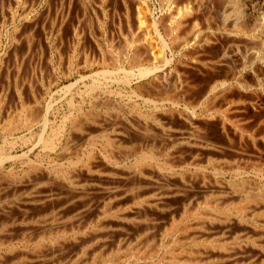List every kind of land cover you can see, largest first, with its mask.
Returning a JSON list of instances; mask_svg holds the SVG:
<instances>
[{
  "label": "rangeland",
  "instance_id": "1",
  "mask_svg": "<svg viewBox=\"0 0 264 264\" xmlns=\"http://www.w3.org/2000/svg\"><path fill=\"white\" fill-rule=\"evenodd\" d=\"M120 3V7H117ZM161 3V0H154V8L157 15L162 6ZM123 7L122 2L119 1V3L116 4L114 0H107V2L106 0H0V264H178L182 262L183 259L185 264H264V198L261 197L260 199L253 201L255 204L249 202L247 204L248 206L244 203L246 201L243 202L245 199L244 196L257 195L256 197H260L264 194V105L262 106L260 102L257 103L258 99L256 98V94H258V89L252 90L253 94H249L251 95L250 97H252V101L256 100L253 101L256 107L251 101V106H254L250 109L247 108L248 110L245 107H241V105L235 106L230 117L235 120L237 119V125L233 126L230 122L229 125H227L228 127L226 126V132L224 134L221 128L218 129L219 126L217 128L218 130L216 129V126H213L212 128L210 125L212 129L204 128V126H202L201 122L206 121V119L204 120L202 118L203 115H205V113H203V104L197 106L199 109L197 107H195V110L191 109L194 110V118L197 119L195 121L193 120L194 118H192V121L196 122V124L190 120L191 118L187 116V107H185L187 104L185 99L188 96L184 98V101L180 102V107H172V103L167 100L149 98L146 96V93V95H142V92L140 93L138 87H143L145 90L149 89L147 86L149 83L148 78L142 79L143 81L141 79L138 80L137 78H134V80L131 78V80L129 79L127 82L126 74H124V72H115L112 75L106 76L103 71H112L115 64L118 65V63H124L127 68H130L129 59H125V54H123V52H128L130 55H133L132 53H135L133 52L134 47L139 44L137 43L136 45L135 43L132 46V42L138 40V35L135 28H130L126 19V12H123L125 11ZM122 21L124 22L122 23ZM110 27L112 28L110 29ZM134 31L136 34H134ZM159 42V40L157 41V37L154 38V48H156L154 51L156 50L155 52H158L161 50L159 51L160 53L163 51V48L162 44ZM157 46L161 49L158 50ZM179 57L180 56L176 55L173 61L168 64L169 66H167L162 59H150L147 65L157 64L160 67L172 68L171 70L176 75V72L182 69V65L178 64L180 61ZM113 62L115 64H112ZM233 68H235V66H233ZM235 70L238 72L237 68H235ZM195 79L199 85L195 84L198 86L197 87L193 84L195 82L194 80L193 83L191 82L192 80L190 81L191 85L197 87L193 94L197 92L200 93L199 90H202L200 88H203L201 87L203 81H201V85L199 82L200 79H197V77ZM94 86L97 87L95 88ZM254 94L256 96H254ZM146 97L148 101L147 103H145ZM143 98L145 102L143 101ZM150 100L154 102V106ZM111 101L112 103H110ZM166 101L168 103H165ZM47 107L50 108V114L48 116L49 123L47 126H44L45 131L43 129L44 124H42V122L44 123V121L42 117L37 121L30 122V124L26 123L24 120L27 113L26 110L30 109L34 115L36 112L44 115V111H46L45 109H47ZM162 107L163 109H161ZM171 108L172 110L175 109L177 115H179V113L181 114L179 117L174 114V117H176L174 120L177 121H174V123L172 122L169 126L174 124L178 125L180 121H182L181 124L184 126L179 124V126H181L178 127L176 125L177 129L173 126L175 127L174 129L172 126L170 128L167 125L166 130H168L167 132L169 134L174 131L175 134L173 133L171 135L179 133V138L181 135L187 137L192 134L193 136L191 135V138L195 135H199V137H195L201 140H204V136V138H206L205 140L208 142L211 141L210 143H213L214 146L219 145L218 147H221L223 145L222 148L227 147L231 150L235 149L236 151L233 150L232 154H230L231 151L223 150L215 152L217 150L211 151L209 149V151H207L208 149H204V151H202L203 149L194 147L192 142H185L187 140H176V138V141H172L170 139L171 137H169L170 141H172V144H170L171 142L166 141L168 139L164 141L159 138L161 143H169H162L158 146H161V149L163 146L164 148L162 150L166 151L165 153H171L172 157H168L170 154H166V157L162 158V161L168 159L173 163L175 162V165L173 164V170H165L166 172H164V170L163 172L156 171L159 174L155 172V174H153L154 176L151 175L154 178L148 176L149 181L147 180V182L145 181V178L148 179V177L141 178L137 175L138 173L135 175V167H141V165L137 166L136 155L133 154L132 156L131 151H128L129 148H127L126 151L130 156L129 154H127L128 157L123 156L124 153L127 152H120L122 149H125L122 148L119 150V153H122L121 156H123V159L125 157V159L122 164L123 167L118 170V174L124 172V169L127 170L126 172L130 169L128 174H132V177L128 179V183L124 180V176H122L125 175L127 179L128 174L126 172L127 175L121 173L120 177L117 173L116 176H113L114 174L106 172L100 171L99 174L94 172L96 170L92 168V165H97V163H99V165L101 164V160L100 162L97 160L98 162L96 161V163L94 162V164H92V162L96 160L95 158L98 159L99 156V159H102L101 152L110 153L108 149H105V139L98 136L99 134L95 135L90 133L92 132L90 129L93 130L95 124H103L105 121L111 123V120L112 123H117L118 118L120 121H118V125L120 126L123 120L124 123L121 126L123 128H125L124 124L127 125L126 123H128L129 126H144L143 122H145V124L148 123L150 126L154 123V129L159 130H156L155 132L160 133V125L156 124L154 119L155 116L150 115V113H153L158 117L160 112L161 114L164 111L169 112L171 111ZM33 109L34 111L36 110L35 113ZM140 111L143 112L141 113ZM182 111L185 112L188 120L184 117L185 115ZM110 112L113 113L110 114ZM156 112L158 114H156ZM250 113L253 114L251 115ZM92 115L94 117H92ZM131 116L134 119L136 117V123ZM244 116H246V119H244ZM63 117L66 118L64 119ZM78 119H81L80 121L84 119L83 121L87 122L80 123V125H82L79 128L80 130L76 129L80 126L78 125ZM198 119H201L202 121H199ZM238 119H241V121ZM72 120L74 123L78 122L76 123L77 126L72 124ZM147 120L149 121L146 122ZM22 122L23 124L25 123V126L22 125ZM165 122L168 124L170 121L165 120ZM199 122L201 125L200 128L203 129L198 128ZM195 125H197V127ZM240 125L243 128H241ZM153 126H151L152 129ZM186 126L192 131L189 128L186 130ZM183 127L184 130H182ZM178 128H180V130ZM206 129H208L207 132ZM214 129L215 131L210 132V130ZM56 131L58 132L56 133ZM219 131L220 133H218ZM41 132L43 134H41ZM40 134L44 135L45 138H49L50 136V138L54 140L52 141L54 144L52 143L51 146H45V143L44 145H42L43 143H37L40 141ZM57 134L59 135L57 136ZM84 134L86 135L84 136ZM87 134L89 135L88 138ZM81 137H85L87 140L85 141ZM71 139H73V141ZM213 139L215 141H213ZM219 142L222 143L220 144ZM181 143H183V145ZM74 145L76 146L74 147ZM82 145L84 147H82ZM166 145L170 146L168 147L169 149ZM52 148L56 149L53 150ZM72 148H75L76 150H72ZM90 152L93 153V155ZM221 152L225 155L227 154L226 157ZM238 152L241 153V156L246 152L249 154L246 153V155H243L244 160L242 157L239 156L240 159L236 156ZM189 153H191V155H189ZM200 154H202L203 157ZM217 154H219V156ZM89 155H92L95 158L90 157ZM215 155L216 158L214 159L213 157ZM182 156L184 157L182 158ZM220 156H222V158ZM77 158L80 160V163ZM256 159H260L261 161H257ZM70 163L74 164V166H71ZM260 163H263V165ZM218 164L220 166H217ZM202 168L205 170H201ZM80 169L82 170V173ZM132 169L133 171H131ZM88 171L91 174L88 173ZM133 173L134 176L137 177L133 178ZM74 174L76 175L74 176ZM102 174H109L108 176L116 178L119 177L117 180L118 182L111 177L109 178L107 175L104 176ZM89 175L91 177H89ZM138 177H140L139 180ZM120 178L121 181L119 180ZM136 181H139V185ZM159 181L162 184L166 182V185L162 186ZM189 181L192 182L190 183ZM196 181L199 182L197 183ZM129 182H131V184ZM145 182H147V185L144 184ZM124 183H127L126 186ZM155 183H158L161 186L158 184L154 185ZM175 183L178 188L175 186ZM110 184L113 185V187ZM128 184L132 186H129ZM83 186H86L87 189ZM37 187L40 188L38 189ZM150 190L151 192H149ZM174 190H177L176 193ZM121 191L125 194H122ZM134 191L137 192V194ZM160 193L164 195H161ZM258 194H260V196H258ZM126 197L129 199H126ZM240 200H242V203ZM235 202L240 204L237 205ZM126 203L128 205H126ZM243 204H245L248 209H245L246 207L242 206ZM133 206L135 208H133ZM93 207L96 208V210ZM242 207L243 209L241 210ZM141 214L142 216L139 217ZM202 214H205L206 216ZM72 217L73 219H71ZM146 219L149 220L147 221ZM73 220L76 221L73 223ZM84 220L86 222H84ZM78 221L83 224L80 226ZM106 222L109 223L107 224ZM126 222H128V224ZM141 222H143V224ZM133 223L135 224L133 225ZM75 227L76 229H74ZM170 227H172V229ZM67 228L73 229L69 231ZM57 230H59V232ZM111 233L115 234L112 235ZM119 233L121 234L119 235ZM59 240L60 243H58ZM154 248L156 250H154ZM147 249L150 250L147 251L148 253L146 252ZM175 250L177 251L175 252ZM137 251L140 253L138 254ZM204 253L207 255V259L205 258L206 255ZM215 253L223 256L220 255L221 258H218L220 256ZM144 254L148 255L145 256ZM189 254L195 257L193 258ZM169 255L172 257L170 258ZM176 255L177 257L179 256V259L175 258ZM181 257L183 259H181ZM191 258L193 259L192 261H190ZM196 259L200 261L202 259V262H205H198ZM178 260L180 262H178Z\"/></svg>",
  "mask_w": 264,
  "mask_h": 264
},
{
  "label": "bare ground",
  "instance_id": "2",
  "mask_svg": "<svg viewBox=\"0 0 264 264\" xmlns=\"http://www.w3.org/2000/svg\"><path fill=\"white\" fill-rule=\"evenodd\" d=\"M81 1V0H80ZM115 3H119L122 2V7L124 5V9L126 12V19L127 22L130 26V28H135L137 31V37L138 40L137 41H133L132 42V46L133 44L139 43L138 46L134 47V51L135 53H132L133 55H130L128 52L124 53L125 54V59L128 58L129 62H130V68L128 69L124 63L119 64L118 65L115 64L114 62L112 64H115L113 66L112 71L108 70V71H103L104 74L106 76L112 75L115 72L119 73V72H124V74H126V80L128 82V80L131 78H137L138 80H142L145 78L149 79V83L147 84V86L149 87V89L145 90V88L143 87H138V90L140 91V93L143 95L145 94L147 97L149 98H153V99H158L160 98L163 100H167L169 102L172 103V107H178L180 105L181 101H184V98L187 97L185 100L187 101V104L185 107H187V111H188V115L190 118V120L192 121V118H194V110L195 107L200 106L203 104V113H205V115H203V119L206 121L205 122H201L202 126H204V128H213V126H216V129H220L224 132H226V126L229 125V123L231 122L233 124V126L237 125V119H232L231 116V112L234 110L235 106H240L241 107H245L246 109H250L253 108V106L255 105L252 101V97H250L251 95H249L250 93L253 94L252 90H256L258 89V94L257 95V103H261L262 106L264 105V84H263V78H264V0H161V8L160 11L158 13V15L156 14V10L154 8V0H114ZM70 2V1H69ZM107 2V0H106ZM160 2V1H159ZM92 3V2H91ZM109 4V3H108ZM107 5V4H106ZM121 3L119 4L120 7ZM110 6V5H109ZM108 6V7H109ZM105 8V7H104ZM107 8V7H106ZM112 8V7H111ZM120 9V8H119ZM117 10V9H116ZM122 10V9H121ZM70 11V10H69ZM119 11V10H118ZM110 12V11H109ZM77 14V13H76ZM110 14V13H109ZM83 15V14H82ZM121 15V14H120ZM119 15V16H120ZM80 16V15H79ZM115 16V15H114ZM63 18V17H62ZM117 19V18H116ZM121 19V18H120ZM110 21V20H109ZM116 21V20H115ZM125 21V20H124ZM122 21V23L124 22ZM117 22V21H116ZM111 23V22H110ZM109 23V24H110ZM85 24V23H84ZM91 24V23H90ZM117 26V25H116ZM123 26V25H122ZM109 27V26H107ZM124 27V26H123ZM127 27V26H126ZM112 27H110L111 29ZM122 28V27H121ZM109 29V30H110ZM114 29V28H113ZM108 30V31H109ZM85 31V30H84ZM113 31V30H112ZM66 32V31H65ZM135 32V31H134ZM136 34V32L134 33ZM115 35V34H114ZM131 35V34H130ZM157 37V41L159 40L162 44V48L163 51L159 53V46H157L158 48V52H155L154 49V36ZM115 37V36H114ZM157 43V42H156ZM157 45V44H156ZM155 45V46H156ZM128 48V47H127ZM125 49V48H124ZM131 49V48H130ZM116 50V49H115ZM127 50V49H126ZM108 52V51H107ZM109 54V53H108ZM177 56H180L179 58V63L182 65V69L180 71L173 73V71L169 68V67H160L157 64L155 65H147V63H149L150 59L152 60H159L162 59L164 63H166L167 66H169L168 64L171 63V61H173V59ZM109 56V55H108ZM124 56V55H122ZM123 59V58H122ZM122 61V60H121ZM126 61V60H125ZM127 63V62H126ZM79 64V63H78ZM128 65V64H127ZM164 65V64H162ZM112 66V65H111ZM176 66V64H175ZM178 66V65H177ZM233 66H235V68L238 69V72L235 70V68H233ZM136 69V70H135ZM177 69V68H176ZM179 69V67H178ZM67 71V70H66ZM101 72V71H100ZM66 73V72H65ZM103 74V75H104ZM95 75V73H94ZM85 77V76H84ZM200 79V84L201 81H203V85L200 88L202 90H199L200 93H195L193 94V92H195V90L197 89V84L198 82L195 81L196 78ZM109 79V78H108ZM134 79V80H135ZM192 80V81H191ZM193 80L195 81L193 83ZM143 81V80H142ZM190 81L197 87H194L193 85H191ZM92 82V81H91ZM97 82V81H96ZM121 82V81H120ZM147 82V81H146ZM98 83V82H97ZM142 83V82H141ZM95 84V83H94ZM123 84V82H122ZM126 84V83H125ZM92 85V84H91ZM101 86V85H100ZM110 86V85H109ZM137 86V85H136ZM140 86V85H138ZM146 86V87H147ZM199 86V87H200ZM71 87V86H70ZM92 87V86H91ZM95 87V86H94ZM97 87V86H96ZM95 87V88H96ZM99 87V86H98ZM104 87V86H103ZM107 87V86H106ZM147 87V88H148ZM72 88V87H71ZM94 88V89H95ZM196 88V89H195ZM130 89V88H129ZM131 90V89H130ZM137 90V89H136ZM137 90V91H138ZM104 91V90H103ZM115 91V90H114ZM133 91V90H132ZM90 92V91H89ZM144 92V93H143ZM87 93V92H86ZM139 93V92H138ZM80 94V93H79ZM117 94V93H116ZM121 94V93H120ZM134 94V93H133ZM193 94V95H192ZM137 95V94H136ZM197 97H196V96ZM254 94V96H256ZM147 97L146 102L143 101L145 103H147ZM142 98V97H141ZM204 98V99H202ZM255 98V97H254ZM140 99V98H139ZM251 99V100H250ZM111 100V99H110ZM134 100V99H133ZM104 101V100H102ZM152 102V100H150ZM165 103H168V102ZM202 101V103H201ZM205 101V102H204ZM254 104L253 106H251V102ZM106 102V101H105ZM104 102V103H105ZM115 102V101H113ZM134 102V101H133ZM150 102V103H151ZM160 102V101H158ZM163 102V101H162ZM161 102V103H162ZM103 103V105H104ZM107 103V102H106ZM112 103V101L110 102ZM109 103V104H110ZM116 103V102H115ZM164 103V102H163ZM256 103V102H255ZM256 103V104H257ZM55 104V103H54ZM154 104V102H152V105ZM159 104V103H158ZM183 104V103H181ZM100 105V104H99ZM133 105V104H132ZM146 105V104H145ZM116 106V105H115ZM151 106V105H150ZM154 106V105H153ZM51 107V106H48ZM45 109L46 111H44V115H40L36 112V110L34 111V113L36 112V116L33 114V112L29 110H26V117H24V120L26 121V123L33 122V121H37L38 119H40V117H42L44 123L42 122L43 125V129L45 131L44 126H47L49 123V114H50V108ZM100 107V106H99ZM98 107V108H99ZM112 107V106H111ZM119 107V106H117ZM158 107V106H157ZM180 107V106H179ZM202 107V106H201ZM256 107V105H255ZM254 107V108H255ZM258 107V106H257ZM260 107V106H259ZM264 107V106H263ZM24 108V107H23ZM120 108V107H119ZM155 108V107H154ZM159 108V107H158ZM165 108V107H164ZM198 108V107H197ZM122 109V108H121ZM157 109V108H155ZM154 109V111H155ZM163 109V107L161 108ZM186 109V108H185ZM194 109V110H191ZM199 109V108H198ZM239 109V107H238ZM242 109V108H241ZM247 109V110H248ZM77 110V109H76ZM131 110V109H130ZM202 110V109H201ZM237 110V109H236ZM39 111V110H38ZM80 111V110H79ZM100 111V110H99ZM103 111V110H102ZM123 111V110H122ZM125 111V109H124ZM151 111V110H150ZM185 111V110H184ZM250 111V110H249ZM258 111V110H257ZM40 112V111H39ZM87 112V111H86ZM141 113L143 111H140ZM152 112V111H151ZM180 112V111H179ZM183 112V111H182ZM196 112V111H195ZM89 113V112H87ZM113 112H110V114ZM117 113V112H116ZM127 113V112H126ZM132 113V112H131ZM130 113V114H131ZM177 112L174 110H172L169 112H160V115L157 117V115L150 113V115L155 116V122L156 124L160 125L159 129H160V133H156L155 131L158 129H154L155 124H151L149 126V124H145L144 126H132V125H128V123H126L127 125L124 124V127H121L123 125V120H122V124L121 126L118 125V123L120 122L117 118V123L113 122L111 120V123L108 121H105L103 124H95L94 129H90V133L98 135L102 138H104L105 140V149H108L110 151V153H102L101 152V157L102 159H99L100 157L98 156V159L95 158L93 155V153H91L92 155L90 157L95 158V161H91L92 164H94V162L96 163V161L98 160L100 162L101 160V164L99 165V163L91 165L93 166L92 168L95 169L97 174H99V172H106V173H110V174H114L113 176H116L119 173V169L122 166L124 159L123 156H127V154H129L126 149L129 148L128 151H131L132 156L133 154L136 155V163L137 166L141 165L140 168L135 167V175L137 174L138 176L142 177H148L151 176L153 174H155V172H166L165 170H173V167L175 165V162L173 163L172 161H169L168 159H166L165 161H162V158L166 157L165 153L166 151H163L162 149L164 148L162 146V149L160 148L162 143L164 144H169V143H165V142H160L159 138L163 139L164 141L166 139V141L171 142L170 144H172V141H174L176 138V140L180 139V140H187L185 142H192L194 144V147H199L201 149H203L202 151H204V149H208L207 151H209V149L212 150H217L215 152L218 151H231L230 154H232L233 150L236 151L235 149L231 150L227 147H218L214 146L213 143L208 142L207 140H205L206 138L201 140V139H197L196 137H199V135H195L194 137H190L192 134H190L189 136H184L181 135V137L179 138L178 135H180L179 133L176 137V135H171L174 133L169 134L166 130L167 125L169 126L172 122L174 123V118L176 119V117H174V114H176ZM185 115V112H183ZM198 113V112H197ZM233 113V112H232ZM235 113V112H234ZM24 114V113H23ZM129 114V115H130ZM147 114V113H146ZM156 114H158L156 112ZM181 113H179V115H177L178 117L180 116ZM251 114V113H250ZM253 114V113H252ZM251 114V115H252ZM39 115V116H38ZM114 115V114H113ZM117 115V114H116ZM125 115V114H124ZM144 115V114H143ZM202 115V114H201ZM68 116V115H67ZM87 116V115H86ZM101 116V114H100ZM120 116V114H119ZM142 116V115H141ZM187 116L185 115L184 117L187 118ZM235 116V115H234ZM247 116V115H246ZM244 116V119H246ZM92 117H94L92 115ZM125 117V116H124ZM132 117V116H131ZM146 117V116H145ZM249 117V116H248ZM64 118V117H63ZM66 118V117H65ZM64 118V119H65ZM91 118V117H90ZM108 118V117H107ZM106 118V119H107ZM111 118V117H110ZM133 118V117H132ZM139 118V117H138ZM143 118V117H142ZM181 118V117H180ZM199 118V117H197ZM236 118V116H235ZM116 119V118H115ZM113 119V120H115ZM122 119V118H121ZM120 119V120H121ZM134 119V118H133ZM149 119V118H148ZM242 119V118H241ZM241 119L239 121H241ZM76 120V119H75ZM79 124H82V122H86V121H80L81 119H78ZM89 120V119H88ZM93 120V119H92ZM105 120V119H104ZM103 120V121H104ZM136 120V117L134 119V122ZM139 120V119H138ZM152 120V119H150ZM165 120H169L170 122H168V124L165 122ZM188 120V118H187ZM189 120V121H190ZM193 120H197L196 118H194ZM199 120V119H198ZM201 120V119H200ZM199 120V121H200ZM19 121V120H18ZM21 121V120H20ZM23 121V120H22ZM24 121V122H25ZM73 121V120H72ZM77 121V120H76ZM75 121V122H76ZM98 121V120H97ZM119 121V122H118ZM140 121V120H139ZM143 121V120H142ZM149 120H147L146 122H148ZM186 121V120H185ZM184 121V122H185ZM202 121V120H201ZM245 121V120H244ZM76 122V123H78ZM96 122V121H95ZM128 122V121H127ZM132 122V123H134ZM141 122V121H140ZM151 122V121H150ZM182 121H180L179 124H181ZM194 122V121H192ZM198 122V121H197ZM243 122V121H242ZM67 123V122H66ZM76 123L74 126H77ZM87 123V122H86ZM91 123V122H90ZM98 123V122H96ZM131 123V122H130ZM136 123V122H135ZM142 123V124H143ZM196 124V122H194ZM193 123V124H194ZM250 123V122H249ZM25 124V123H24ZM22 122V125L25 126ZM62 124V123H61ZM139 124V123H138ZM179 124H174L171 125L172 127L176 125L178 127ZM184 124V123H183ZM189 124V123H188ZM215 124V125H214ZM241 124V123H240ZM244 124V123H243ZM20 125V124H19ZM85 125V124H83ZM92 125V124H91ZM154 125V126H153ZM211 125V127H210ZM239 125V124H238ZM82 125H80L79 127H74L76 129H79ZM128 126V127H126ZM151 126H153V129L151 128ZM171 126H169L171 128ZM184 126V125H182ZM190 126V125H187ZM186 126V128H187ZM194 126V125H193ZM197 127V125H195ZM245 126V125H243ZM247 126V125H246ZM175 127H173L175 129ZM200 122L198 125V128H200ZM228 127V126H227ZM230 127V126H229ZM241 127V125H240ZM251 127V126H250ZM13 128V127H12ZM60 128V127H59ZM64 128V127H63ZM189 128V127H188ZM188 128L186 130H188ZM211 128V129H212ZM231 128V127H230ZM243 128V127H241ZM74 129V130H76ZM83 129V128H82ZM89 129V128H87ZM177 129V127H176ZM180 130V128H178ZM190 129V128H189ZM193 129V127H192ZM203 129V128H200ZM217 129V130H218ZM245 129V127H244ZM61 130V128H60ZM80 130V129H79ZM184 130V127L183 129ZM191 130V129H190ZM189 130V131H190ZM194 130V129H193ZM249 130V129H248ZM43 131V132H44ZM59 131V130H58ZM56 131V133L58 132ZM63 131V129H62ZM84 131V129H83ZM88 131V130H87ZM159 131V130H158ZM192 131V130H191ZM208 131V129H206V132ZM211 131H215L214 130H210ZM250 131V130H249ZM47 132V131H46ZM78 132V131H77ZM81 132V131H80ZM79 132V133H80ZM85 132V131H84ZM222 132V133H223ZM234 132V130H233ZM251 132V131H250ZM49 133V132H48ZM60 133V131H59ZM72 133V132H71ZM82 133V132H81ZM88 133V132H87ZM89 133V134H90ZM184 133V132H183ZM182 133V134H183ZM187 133V132H186ZM198 133V132H196ZM220 133V131L218 132ZM41 134H43L41 132ZM40 134V135H41ZM46 134V133H45ZM52 134V132H51ZM160 134V135H159ZM175 134V133H174ZM185 134V133H184ZM188 134V133H187ZM194 134V133H193ZM212 134V133H211ZM210 134V135H211ZM228 134V133H227ZM40 137V141L38 139L39 142L37 143H43L42 145L45 146H51L52 145V140L49 136V138H45L44 135H41ZM49 135V134H48ZM55 135V134H53ZM52 135V136H53ZM59 134H57L58 136ZM73 135V134H71ZM81 135V134H80ZM78 135V136H80ZM86 134H84L85 136ZM88 135V134H87ZM186 135V134H185ZM216 135V134H215ZM219 135V134H218ZM56 136V137H57ZM62 136V135H61ZM83 136V134H82ZM173 136V137H172ZM193 136V135H192ZM217 136V135H216ZM223 136V135H222ZM48 137V136H47ZM63 137V136H62ZM76 137V136H74ZM89 137V135L87 136V138ZM95 137V136H94ZM169 137H171L170 139L172 141H170ZM202 137V136H201ZM245 137V136H244ZM54 138V137H52ZM60 138V137H59ZM65 138V137H64ZM71 138V137H70ZM73 138V137H72ZM82 138V137H81ZM174 138V139H173ZM213 138V136H212ZM218 138V137H217ZM31 139V138H30ZM66 139V138H65ZM85 141L87 139L82 138ZM99 139V138H98ZM29 140V139H28ZM60 140V139H59ZM73 141V139H71ZM96 140V139H95ZM101 140V139H100ZM175 140V141H176ZM231 140V139H230ZM70 141V142H72ZM81 141V140H80ZM83 141V142H85ZM162 141V140H161ZM213 141H215L213 139ZM224 141V140H223ZM241 141V140H240ZM69 142V141H68ZM77 142V140H76ZM82 142V141H81ZM80 142V143H81ZM93 142V141H92ZM234 142V140H233ZM96 143V141H95ZM103 143V142H102ZM160 143V144H159ZM220 143V142H219ZM222 143V142H221ZM220 143V144H221ZM54 144V143H53ZM79 144V143H78ZM104 144V143H103ZM101 144V145H103ZM183 145V143H181ZM233 144V143H232ZM243 144V143H242ZM259 144V143H258ZM263 144V143H262ZM261 144V146H262ZM35 145V144H34ZM56 145V144H55ZM66 145V144H65ZM72 145V143H71ZM77 145V144H76ZM74 145V147L76 146ZM180 145V144H179ZM187 145V144H185ZM36 146V145H35ZM70 146V145H69ZM81 146V145H80ZM87 146V145H86ZM167 146V145H166ZM205 146V147H204ZM226 146V145H224ZM230 146V145H229ZM232 146V145H231ZM241 146V145H240ZM247 146V145H246ZM34 147V146H33ZM53 147V146H52ZM68 147V146H67ZM73 147V146H72ZM82 147H84L82 145ZM89 147V146H88ZM103 147V146H102ZM170 147L169 145L167 146V148ZM178 147V146H177ZM187 147V146H186ZM191 147V145H190ZM259 147V146H258ZM43 148V147H42ZM64 148V147H63ZM122 148H125L124 150ZM180 148V147H179ZM232 148V147H231ZM32 149V148H31ZM53 149V148H52ZM51 149V150H52ZM56 149V148H54ZM53 149V150H54ZM69 149V148H68ZM75 148H72V150H74ZM112 149V151H111ZM122 149V151L120 152H127L124 153L123 156L122 153H119V150ZM166 149V148H165ZM164 149V150H165ZM169 149V148H168ZM172 149V148H171ZM176 149V148H175ZM174 149V150H175ZM200 149V150H201ZM245 149V148H244ZM243 149V150H244ZM256 149V148H255ZM261 149V148H260ZM10 150V149H9ZM62 150V149H61ZM76 150V149H75ZM178 150V149H177ZM199 150V151H200ZM240 150V149H239ZM85 151V150H84ZM99 151V150H98ZM102 151V148H101ZM186 151V150H185ZM257 151V150H256ZM64 152V151H63ZM68 152V150H67ZM73 152V151H71ZM75 152V151H74ZM88 152V151H86ZM193 152V151H192ZM214 152V151H213ZM173 153V152H172ZM175 153V152H174ZM187 153V152H186ZM203 153V152H202ZM220 153V152H219ZM222 154H224L223 152H221ZM229 153V152H228ZM243 153V152H242ZM248 153V152H246ZM246 153L243 155H246ZM69 154V153H68ZM83 154V153H82ZM89 154V153H88ZM170 154V155H168ZM167 155L168 157H172L171 153L169 152ZM176 154V153H175ZM181 154V153H180ZM184 154V153H183ZM182 154V155H183ZM215 154V153H214ZM229 154V155H230ZM235 154V153H234ZM239 154V155H238ZM241 153H237V157H242L240 155ZM249 154V153H248ZM256 154V153H255ZM263 154V153H262ZM77 155V154H76ZM75 155V156H76ZM189 155H191V153H189ZM202 155V154H200ZM219 156V154H217ZM225 155V154H224ZM227 155V154H226ZM225 155V157H226ZM261 155V154H260ZM23 156V155H22ZM64 156V155H63ZM62 156V157H63ZM70 156V155H69ZM88 156V157H89ZM130 156V154H129ZM188 156V155H187ZM194 156V155H192ZM196 156V155H195ZM253 156V155H252ZM259 156V155H258ZM16 157V156H15ZM97 157V155H96ZM128 157V156H127ZM176 157V156H175ZM181 157V156H180ZM184 156H182L183 158ZM189 157V156H188ZM203 157V155H202ZM206 157V156H204ZM209 157V156H208ZM222 158V156H220ZM224 157V156H223ZM230 157V156H229ZM228 157V159H229ZM239 157V158H240ZM264 157V156H263ZM12 158V157H10ZM53 158V157H52ZM59 158V157H58ZM81 158V157H80ZM87 158V157H86ZM190 158V157H189ZM200 158V157H199ZM210 158V157H209ZM214 159L216 158V155L213 157ZM220 158V159H221ZM236 158V157H235ZM250 158V157H249ZM248 158V159H249ZM256 158V157H255ZM7 159V158H6ZM14 159V158H13ZM78 159V158H77ZM88 159V158H87ZM212 159V158H211ZM226 159V158H225ZM232 159V158H231ZM241 159V158H240ZM238 159V160H240ZM244 159V158H243ZM31 160V159H30ZM164 160V159H163ZM172 160V159H171ZM207 160V159H206ZM223 160V159H222ZM245 160V159H244ZM257 160V159H256ZM260 159H258L257 161H259ZM263 160V159H262ZM77 161V160H76ZM85 161V160H84ZM97 161V162H98ZM216 161V160H215ZM220 161V160H219ZM233 161V160H232ZM247 161V160H246ZM250 161V160H249ZM254 161V160H253ZM252 161V162H253ZM261 161V160H260ZM32 162V161H31ZM67 162V161H66ZM70 162V161H69ZM75 162V161H74ZM73 162V163H74ZM78 162L80 163V160L78 159ZM77 162V163H78ZM127 162V161H126ZM172 162V163H171ZM200 162V161H199ZM210 162V161H209ZM223 162V161H222ZM245 162V161H244ZM256 162V161H255ZM76 163V162H75ZM82 163V162H81ZM179 163V162H178ZM215 163V162H214ZM217 163V162H216ZM229 163V162H228ZM227 163V164H228ZM2 164V163H1ZM38 164V163H37ZM66 164V163H65ZM68 164V163H67ZM71 164V163H70ZM134 164V163H132ZM174 164V165H173ZM221 164V163H220ZM250 164V163H249ZM263 165V163H260ZM77 165V164H76ZM96 165V166H95ZM125 165V163H124ZM135 165V164H134ZM177 165V164H176ZM182 165V164H181ZM185 165V164H184ZM71 166H74V164H71ZM80 166V165H79ZM95 166V167H94ZM128 166V165H127ZM133 166V165H131ZM183 166V165H182ZM217 166H220L219 164ZM227 166V165H226ZM243 166V164H242ZM29 167V166H28ZM91 167V166H90ZM134 167V166H133ZM192 167V166H191ZM229 167V166H227ZM231 167V166H230ZM129 168V167H128ZM182 168V167H181ZM124 169V168H123ZM138 169V170H137ZM81 170V169H80ZM124 172H120V174H118V176L120 177L121 173L124 174H128V172H126L127 170L124 169ZM175 170V169H174ZM201 170H205V169H201ZM87 171V170H85ZM92 171V170H91ZM123 171V170H120ZM133 171V169L131 170ZM218 171V170H217ZM76 172V170H75ZM74 172V173H75ZM126 172V173H125ZM156 172V173H157ZM71 173V172H70ZM82 173V170H81ZM86 173V172H85ZM84 173V175H85ZM88 173H90L88 171ZM95 173V174H96ZM117 173V174H116ZM183 173V172H182ZM187 173V172H186ZM262 173V172H261ZM35 174V173H34ZM91 174V173H90ZM126 174V175H127ZM131 174V172H130ZM159 174V173H157ZM180 174V173H179ZM190 174V173H188ZM36 175V174H35ZM71 175V174H70ZM76 174H74L75 176ZM83 175V176H84ZM104 175V174H102ZM101 175V176H102ZM107 175V174H106ZM104 175V176H106ZM109 175V174H108ZM107 175V176H108ZM164 175V174H163ZM257 175V174H256ZM37 176V175H36ZM58 176V175H57ZM68 176V175H67ZM80 176V175H79ZM103 176V177H104ZM113 176H108L109 178L111 177L113 180H116V182H118V178L113 177ZM124 176V180H126V182L128 183V179L132 177V174L129 175L128 174V178L126 179L125 175ZM121 176V177H122ZM134 176V173H133ZM154 176V175H153ZM151 176V177H153ZM157 176V175H156ZM165 176V175H164ZM184 176V174H183ZM219 176V175H218ZM1 177V176H0ZM49 177V176H48ZM59 177V176H58ZM61 177V176H60ZM82 177V176H81ZM89 177H91L89 175ZM137 176H134L133 178H135ZM138 177V180L139 178ZM178 177V176H177ZM180 177V176H179ZM182 177V176H181ZM194 177V176H193ZM30 178V177H29ZM70 178V177H69ZM68 178V179H69ZM77 178V177H76ZM108 178V179H109ZM116 178V179H115ZM154 178V177H153ZM157 178V177H156ZM264 178V177H263ZM49 179V178H48ZM56 179V178H55ZM58 179V178H57ZM73 179V178H72ZM85 179V178H84ZM91 179V178H90ZM96 179V178H95ZM98 179V178H97ZM102 179V178H101ZM104 179V178H103ZM145 181H149V177L148 179L145 178ZM158 179V178H157ZM165 179V178H164ZM172 179V178H171ZM182 179V178H181ZM7 180V179H6ZM26 180V179H25ZM30 180V179H29ZM39 180V179H38ZM78 180V179H77ZM92 180V179H91ZM121 181V178L119 179ZM123 180V179H122ZM131 180H136V179H131ZM160 180V179H159ZM166 180V179H165ZM179 180V179H178ZM194 180V179H193ZM72 181V180H71ZM70 181V182H71ZM79 181V180H78ZM87 181V180H86ZM93 181V180H92ZM142 181V180H141ZM147 181V182H148ZM163 181V180H161ZM170 181V180H169ZM175 181V180H174ZM195 181V180H194ZM193 181V182H194ZM219 181V179H218ZM8 182V181H7ZM6 182V183H7ZM45 182V181H44ZM82 182V181H80ZM79 182V183H80ZM84 182V180H83ZM94 182V181H93ZM96 182V181H95ZM137 182V181H136ZM135 182V183H136ZM144 182V181H143ZM147 182H145L144 184H146ZM156 182V181H154ZM153 182V183H154ZM158 182V181H157ZM185 182V181H184ZM190 183L192 181H189ZM188 182V183H189ZM197 182V181H196ZM199 182V181H198ZM197 182V183H198ZM220 182V181H219ZM240 182V181H239ZM238 182V183H239ZM247 182V181H244ZM73 183V182H72ZM78 183V182H77ZM76 183V184H77ZM99 183V182H97ZM101 183V182H100ZM106 183V181H105ZM113 183V182H112ZM123 183V182H122ZM126 183V184H127ZM131 184V182H129ZM139 185V181L137 182ZM160 183V181H159ZM164 183V182H163ZM166 183V182H165ZM162 184V186L166 185V184ZM174 183V182H173ZM179 183V182H178ZM3 184V183H2ZM43 184V183H42ZM67 184V183H66ZM81 184V183H80ZM103 184V183H102ZM101 184V185H102ZM117 184V183H115ZM125 184V183H124ZM123 184V185H124ZM125 184V186H126ZM133 184V181H132ZM158 183H155L154 185H157ZM160 184H158L159 186H161ZM172 184V183H171ZM181 184V183H180ZM246 184V183H245ZM257 184V183H256ZM35 185V183H34ZM105 185V184H104ZM111 185V184H110ZM129 185V184H128ZM137 185V184H136ZM147 185V184H146ZM170 185V184H169ZM187 185V184H185ZM198 185V184H197ZM208 185V184H207ZM218 185V184H217ZM97 186V185H96ZM113 187V185H111ZM117 186V185H116ZM132 186V185H129ZM172 186V185H171ZM170 186V187H171ZM174 186V185H173ZM176 186V183H175ZM182 186V185H181ZM210 186V184H209ZM237 186V185H236ZM235 186V187H236ZM251 186V185H250ZM47 187V186H46ZM56 187V186H55ZM78 187V186H77ZM82 187V186H81ZM84 187V186H83ZM168 187V186H167ZM177 187V186H176ZM194 187V185H193ZM199 187V186H198ZM207 187V186H206ZM211 187V186H210ZM214 187V186H213ZM239 187V186H238ZM17 188V187H16ZM38 189L40 187H37ZM36 188V189H37ZM80 188V187H79ZM85 189L86 186L84 187ZM92 188V187H91ZM90 188V189H91ZM94 188V187H93ZM101 188V187H99ZM115 188V187H114ZM169 188V187H168ZM178 188V187H177ZM187 188V187H186ZM185 188V189H186ZM216 188V186H215ZM222 188V187H220ZM219 188V190H220ZM231 188V186H230ZM229 188V189H230ZM73 189V187H72ZM75 189V188H74ZM82 189V188H81ZM84 189V190H85ZM141 189V188H140ZM139 189V190H140ZM162 189V188H159ZM167 189V188H166ZM174 189V188H172ZM191 189V188H190ZM194 189V188H193ZM197 189V188H196ZM205 189V188H204ZM94 190V189H93ZM101 190V189H100ZM103 190V189H102ZM105 190V188H104ZM108 190V187H107ZM129 190V189H128ZM131 190V189H130ZM136 190V189H135ZM158 190V189H157ZM164 190V189H163ZM179 190V189H178ZM242 190V189H240ZM3 191V190H2ZM5 191V190H4ZM19 191V190H18ZM123 191V190H122ZM121 191V192H122ZM137 191V190H136ZM141 191V190H140ZM143 191V189H142ZM153 191V190H152ZM177 191V190H176ZM176 191L174 190V192L176 193ZM213 191V190H211ZM210 191V192H211ZM224 191V190H223ZM243 191V190H242ZM241 191V192H242ZM247 191V190H246ZM59 192V191H58ZM71 192V191H70ZM76 192V191H75ZM81 192V191H80ZM130 192V191H129ZM132 192V191H131ZM135 192V191H134ZM151 192V190L149 191ZM154 192V191H153ZM180 192V191H179ZM183 192V191H182ZM209 192V191H208ZM248 192V191H247ZM257 192V191H256ZM24 193V192H23ZM39 193V192H38ZM61 193V192H60ZM120 193V192H119ZM124 192H122L123 194ZM137 194V192H135ZM141 193V192H140ZM159 193V192H158ZM165 193V192H164ZM170 193V192H169ZM186 193V192H185ZM220 193V192H219ZM224 193V192H222ZM34 194V193H33ZM59 194V193H58ZM80 194V193H79ZM113 194V193H112ZM115 194V192H114ZM125 194V193H124ZM129 194V193H127ZM131 194V193H130ZM133 194V193H132ZM151 194V193H150ZM161 194V193H160ZM173 194V192H172ZM180 194V193H178ZM184 194V193H182ZM225 194V193H224ZM252 194V193H251ZM261 194V193H260ZM260 194H258V196H260ZM62 195V194H61ZM60 195V196H61ZM69 195V194H68ZM74 195V194H73ZM76 195V194H75ZM88 195V194H86ZM92 195V194H91ZM111 195V194H109ZM108 195V196H109ZM120 195V194H119ZM118 195V196H119ZM142 195V193H141ZM148 195V193H147ZM157 195V194H156ZM164 195V194H161ZM214 195V194H213ZM246 195V194H245ZM254 195V194H252ZM263 196L260 197H256V196H250L247 195L246 197L244 196V202L246 205L249 202H253L256 201L257 199H260L261 197L264 198V194H262ZM15 196V195H14ZM13 196V197H14ZM77 196V195H76ZM121 196V195H120ZM127 196V195H126ZM138 196V195H136ZM135 196V197H136ZM144 196V195H143ZM152 196V195H151ZM178 196V195H177ZM8 197V196H7ZM50 197V196H49ZM83 197V195H82ZM106 197V196H105ZM104 197V198H105ZM110 197V196H109ZM113 197V196H112ZM140 197V196H138ZM137 197V198H138ZM145 197V196H144ZM242 197V196H241ZM38 198V197H37ZM75 198V197H74ZM73 198V199H74ZM85 198V197H84ZM125 198V197H124ZM156 198V197H155ZM162 198V197H161ZM160 198V199H161ZM222 198V197H221ZM44 199V198H43ZM60 199V198H59ZM62 199V198H61ZM83 199V198H81ZM80 199V200H81ZM89 199V198H88ZM91 199V198H90ZM111 199V198H110ZM113 199V198H112ZM126 199H129L128 197H126ZM133 199V198H132ZM135 199V198H134ZM159 199V200H160ZM233 199V197H232ZM240 199V198H239ZM34 200V199H33ZM65 200V199H64ZM78 200V199H77ZM76 200V201H77ZM106 200V198H105ZM146 200V199H145ZM149 200V199H148ZM215 200V199H214ZM263 200V199H262ZM38 201V200H37ZM61 201V200H60ZM67 201V200H66ZM88 201V200H87ZM104 201V200H103ZM135 201V200H134ZM222 201V200H221ZM236 201V200H235ZM242 203V200H240ZM239 201V202H240ZM261 201V200H260ZM48 202V201H47ZM131 202V201H130ZM152 202V201H151ZM154 202V200H153ZM165 202V201H164ZM263 202V201H262ZM101 203V202H100ZM103 203V202H102ZM162 203V202H161ZM236 203V202H235ZM254 203V202H253ZM51 204V203H50ZM74 204V203H73ZM76 204V203H75ZM154 204V203H153ZM165 204V203H164ZM215 204V203H214ZM237 205H239L240 203H236ZM245 204H243L242 206H245ZM255 204V203H254ZM258 204V203H257ZM260 204V202H259ZM41 205V204H40ZM62 205V204H59ZM101 205V204H100ZM99 205V206H100ZM126 205H128L126 203ZM141 205V204H140ZM157 205V204H155ZM250 205V204H249ZM85 206V205H84ZM90 206V205H89ZM124 206V204H123ZM137 206V205H136ZM143 206V205H142ZM141 206V207H142ZM162 206V205H161ZM229 206V205H228ZM248 206V205H247ZM245 206V209H248V207ZM253 206V205H252ZM29 207V206H28ZM78 207V206H77ZM102 207V205H101ZM107 207V206H106ZM105 207V208H106ZM111 207V206H110ZM144 207V206H143ZM142 207V209H143ZM150 207V206H148ZM154 207V206H152ZM160 207V206H159ZM167 207V206H166ZM79 208V207H78ZM86 208V207H85ZM94 208V207H93ZM103 208V207H102ZM112 208V207H111ZM110 208V211H111ZM116 208V207H115ZM122 208V206H121ZM133 208H135L133 206ZM138 208V207H137ZM145 208V207H144ZM169 208V207H168ZM264 208V207H263ZM68 209V208H67ZM81 209V208H80ZM96 210V208H94ZM120 209V208H119ZM131 209V208H130ZM140 209V208H138ZM148 209V208H147ZM152 209V208H151ZM163 209V208H162ZM237 209V208H236ZM243 209V207L241 208V210ZM88 210V209H87ZM86 210V212H87ZM93 210V209H92ZM103 210V209H102ZM126 210V209H125ZM133 210V209H132ZM76 211V210H75ZM83 211V210H82ZM147 211V210H145ZM144 211V212H145ZM188 211V210H187ZM237 211V210H236ZM255 211V210H254ZM39 212V211H38ZM49 212V211H48ZM47 212V213H48ZM85 212V213H86ZM100 212V211H99ZM98 212V213H99ZM107 212V211H106ZM132 212V211H131ZM135 212V210H134ZM258 212V211H257ZM82 213V212H81ZM94 213V212H93ZM123 213V212H122ZM142 213V212H141ZM155 213V212H153ZM255 213V212H253ZM44 214V212H43ZM78 214V212H77ZM83 214V213H82ZM101 214V213H100ZM99 214V215H100ZM116 214V213H114ZM124 214V213H123ZM146 214V213H145ZM144 214V215H145ZM206 214V213H205ZM202 214V215H205ZM258 214V213H257ZM41 215V214H40ZM87 215V214H86ZM92 215V214H91ZM105 215V214H104ZM119 215V214H118ZM138 215V214H137ZM153 215V214H152ZM171 215V214H170ZM188 215V214H187ZM186 215V217H187ZM69 216V215H68ZM79 216V215H77ZM88 216V215H87ZM86 216V217H87ZM134 216V215H133ZM142 216L139 215V217ZM165 216V215H164ZM206 216V215H205ZM82 217V216H80ZM98 217V216H97ZM123 217V216H122ZM127 217V216H126ZM129 217V216H128ZM132 217V216H131ZM152 217V216H151ZM136 218V217H135ZM142 218V217H141ZM164 218V217H163ZM162 218V219H163ZM183 218V217H182ZM73 219V217L71 218ZM82 219V218H79ZM78 219V220H79ZM107 219V218H106ZM150 219V218H149ZM149 219H146L147 221ZM224 219V218H223ZM229 219V218H228ZM233 219V218H232ZM88 220V219H87ZM95 220V219H94ZM114 220V219H113ZM157 220V219H156ZM242 220V219H240ZM264 220V219H263ZM76 220H73V223ZM90 221V220H89ZM120 221V220H119ZM155 221V220H154ZM233 221V220H232ZM79 222V221H78ZM84 222H86L84 220ZM92 222V221H91ZM122 222V221H121ZM120 222V223H121ZM206 222V220H205ZM72 223V224H73ZM104 223V222H103ZM107 223V222H106ZM105 223V224H106ZM109 223V222H108ZM107 223V224H108ZM115 223V222H114ZM119 223V222H118ZM125 223V222H124ZM128 224V222H126ZM136 223V222H135ZM133 223V225L135 224ZM143 224V222H141ZM223 223V222H222ZM70 224V223H69ZM80 226L83 224H81L79 222ZM104 224V226H105ZM140 224V223H139ZM149 224V222H148ZM207 224V223H206ZM220 224V223H219ZM238 224V223H237ZM102 225V224H101ZM116 225V224H115ZM118 225V224H117ZM156 225V224H155ZM175 225V223H174ZM58 226V225H57ZM61 226V225H60ZM72 226V225H71ZM75 226V224H74ZM84 226V225H83ZM82 226V227H83ZM103 226V227H104ZM107 226V225H106ZM119 226V225H118ZM125 226V224H124ZM143 226V225H142ZM147 226V225H145ZM154 226V225H153ZM185 226V225H184ZM238 226V225H237ZM62 227V226H61ZM64 227V226H63ZM113 227V225H112ZM122 227V226H120ZM132 227V226H130ZM138 227V226H137ZM151 227V226H150ZM155 227V226H154ZM173 227V225H172ZM172 227H170L172 229ZM189 227V226H188ZM232 227V226H231ZM244 227V226H242ZM105 228V227H104ZM107 228V227H106ZM128 228V227H126ZM136 228V226H135ZM174 228V227H173ZM185 228V227H184ZM183 228V229H184ZM246 228V227H245ZM250 228V227H249ZM69 231L72 230L70 228H67ZM76 229V227L74 228ZM82 229V228H81ZM85 229V228H84ZM125 229V228H124ZM138 229V228H137ZM140 229V228H139ZM147 229V227H146ZM154 229V228H153ZM219 229V228H218ZM225 229V228H222ZM61 230V229H60ZM127 230V229H125ZM181 230V227H180ZM179 230V231H180ZM211 230V229H210ZM240 230V229H239ZM59 232V230H57ZM101 231V230H100ZM108 231V230H107ZM142 231V230H141ZM169 231V230H167ZM213 231V230H212ZM217 231V230H216ZM234 231V230H233ZM52 232V231H51ZM54 232V231H53ZM61 232V231H60ZM136 232V231H134ZM220 232V231H219ZM222 232V230H221ZM225 232V231H224ZM256 232V231H255ZM264 232V231H263ZM90 233V232H89ZM118 233V232H117ZM138 233V232H137ZM140 233V231H139ZM178 233V232H177ZM215 233V232H213ZM58 234V233H57ZM75 234V233H73ZM112 234V233H111ZM109 234V235H111ZM115 234V233H113ZM112 234V235H113ZM121 233H119L120 235ZM125 234V233H124ZM146 234V233H145ZM211 234V233H210ZM225 234V233H224ZM250 234V233H249ZM82 235V234H81ZM85 235V234H84ZM140 235V234H139ZM143 235V234H142ZM196 235V234H195ZM45 236V235H44ZM87 236V235H86ZM85 236V238H86ZM108 236V235H107ZM145 236V235H144ZM193 236V235H192ZM232 236V235H231ZM247 236V235H246ZM254 236V235H253ZM79 237V236H78ZM93 237V236H92ZM91 237V238H92ZM104 237V236H103ZM199 237V236H198ZM245 238V237H244ZM253 238V237H252ZM93 239V238H92ZM108 239V238H107ZM144 239V238H143ZM199 239V238H198ZM76 240V239H75ZM74 240V241H75ZM91 240V239H90ZM130 240V239H129ZM196 240V239H195ZM31 241V240H30ZM72 241V240H71ZM94 241V240H93ZM122 241V240H121ZM140 241V240H139ZM138 241V242H139ZM147 241V240H146ZM153 241V240H152ZM201 241V239H200ZM255 241V240H254ZM143 242V241H142ZM5 243V242H4ZM55 243V242H54ZM60 243V240L59 242ZM88 243V242H87ZM113 243V242H112ZM86 244V243H85ZM241 244V243H240ZM95 245V244H94ZM139 245V244H138ZM62 246V245H61ZM153 246V245H152ZM150 247V246H149ZM175 247V246H174ZM223 247V246H222ZM64 248V247H63ZM100 248V247H99ZM116 248V247H115ZM120 248V247H119ZM180 248V246H179ZM231 248V247H230ZM123 249V248H122ZM151 249V248H150ZM158 249V248H157ZM227 249V248H226ZM14 250V249H13ZM36 250V249H35ZM87 250V249H86ZM104 250V249H103ZM134 250V249H133ZM149 249L146 250V252ZM153 250V249H152ZM154 250H156L154 248ZM170 250V249H169ZM212 250V249H211ZM228 250V249H227ZM132 251V250H131ZM150 251V250H149ZM177 250H175L176 252ZM204 251V250H203ZM223 251V250H221ZM260 251V250H259ZM114 252V251H113ZM129 252V250H128ZM138 252V251H137ZM145 252V251H144ZM190 252V251H189ZM188 252V253H189ZM200 252V251H199ZM202 252V251H201ZM208 252V250H207ZM226 252V251H225ZM262 252V251H261ZM104 253V252H103ZM111 253V252H110ZM132 253V252H131ZM140 252H138L139 254ZM148 253V252H147ZM153 253V252H152ZM156 253V252H154ZM203 253V252H202ZM201 253V254H202ZM206 253V252H205ZM204 253V254H205ZM212 253V252H210ZM260 253V252H259ZM263 253V252H262ZM45 254V253H44ZM133 254V253H132ZM131 254V255H132ZM192 254V253H191ZM189 254V255H191ZM216 254V253H215ZM104 255V254H103ZM110 255V254H109ZM108 255V256H109ZM141 255V254H140ZM145 256L148 254H144ZM181 255V254H180ZM188 255V256H189ZM206 255V254H205ZM218 255V253L216 254ZM215 255V256H216ZM221 255V254H220ZM218 255V256H220ZM232 255V254H230ZM234 255V253H233ZM232 255V256H233ZM95 256V255H94ZM106 256V255H105ZM143 256V254H142ZM141 256V257H142ZM193 257V255H191ZM190 256V257H191ZM200 256V255H199ZM209 256V255H208ZM223 256V255H221ZM218 257V258H221ZM229 256V255H228ZM166 257V256H165ZM170 257V255H169ZM172 257V256H171ZM170 257V258H171ZM179 257V256H178ZM176 255L175 258L179 259ZM195 257V256H194ZM193 257V258H194ZM257 257V255H256ZM261 257V256H260ZM263 257V256H262ZM100 258V255H99ZM189 258V257H188ZM202 258V257H200ZM205 258L207 259V255L205 256ZM243 258V257H242ZM102 259V258H101ZM161 259V258H160ZM169 259V258H168ZM181 259H183L181 257ZM190 259V258H189ZM187 259V260H189ZM204 259V258H203ZM205 259V260H206ZM211 259V258H210ZM209 259V260H210ZM250 259V258H249ZM253 259V258H252ZM115 260L117 261V259L115 258ZM174 260V257H173ZM184 260V259H183ZM182 260V262H180L178 260V262L180 263H184L185 262ZM193 259L191 258L190 261H192ZM198 259H196L197 261ZM242 260V259H241ZM262 260V259H261ZM264 260V259H263ZM90 261V260H89ZM140 261V260H139ZM200 260H198L199 262ZM207 261V260H206ZM202 262V259L201 261ZM205 262V261H203ZM202 262V263H203ZM226 262V261H225ZM235 262V261H234ZM93 263V262H92ZM109 263V262H107ZM112 263V262H111ZM115 263V262H114ZM156 263V262H155ZM178 263V264H180ZM187 263V262H186ZM189 263V262H188ZM191 263V262H190ZM237 263V262H236ZM244 263V262H243ZM261 263V262H260ZM199 264V263H198ZM254 264V263H253ZM258 264V263H257Z\"/></svg>",
  "mask_w": 264,
  "mask_h": 264
}]
</instances>
